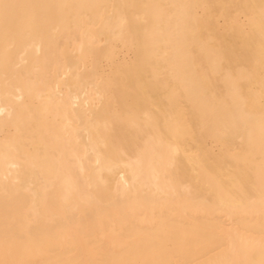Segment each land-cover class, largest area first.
<instances>
[{
  "label": "bare ground",
  "instance_id": "obj_1",
  "mask_svg": "<svg viewBox=\"0 0 264 264\" xmlns=\"http://www.w3.org/2000/svg\"><path fill=\"white\" fill-rule=\"evenodd\" d=\"M0 264H264V0H0Z\"/></svg>",
  "mask_w": 264,
  "mask_h": 264
}]
</instances>
